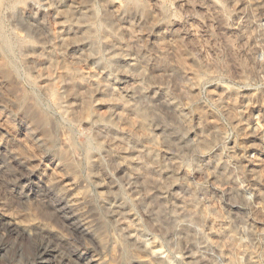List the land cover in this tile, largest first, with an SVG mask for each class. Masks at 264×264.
Returning a JSON list of instances; mask_svg holds the SVG:
<instances>
[{
    "label": "rangeland",
    "instance_id": "1",
    "mask_svg": "<svg viewBox=\"0 0 264 264\" xmlns=\"http://www.w3.org/2000/svg\"><path fill=\"white\" fill-rule=\"evenodd\" d=\"M69 68L105 85L79 92L117 128L88 124L85 95L64 82L47 93ZM132 107L157 115L143 130L157 185L136 173L152 144L128 135L143 132ZM67 185L91 235L56 218ZM0 211L36 219L27 233L0 222V264H79L73 251L106 264H264V0H0Z\"/></svg>",
    "mask_w": 264,
    "mask_h": 264
},
{
    "label": "bare ground",
    "instance_id": "2",
    "mask_svg": "<svg viewBox=\"0 0 264 264\" xmlns=\"http://www.w3.org/2000/svg\"><path fill=\"white\" fill-rule=\"evenodd\" d=\"M76 13H78L79 15H81L82 17H84L85 15H86V12L85 11H83L82 9H78L77 11H76ZM70 14H75V13H71L70 12ZM71 15V16H72ZM67 16H69V14H67ZM74 17V16H73ZM85 18V17H84ZM68 20V19H67ZM71 25V24H70ZM68 26V25H67ZM70 28V27H69ZM107 32V31H106ZM114 32V31H113ZM113 32H107V34L106 35H104L103 37H106L107 39L106 40H109V42H111V44L113 43V44H117L115 41H114V38L116 39V34L115 33H113ZM105 39V38H104ZM65 40V39H64ZM66 41V40H65ZM114 41V42H113ZM123 42V41H122ZM110 44V43H109ZM110 44V45H111ZM112 44V45H113ZM109 45V47H111ZM108 46V45H107ZM126 45H124V47H125ZM122 48H123V46H122ZM127 47H125V49H126ZM115 49H117V47L115 48ZM120 48H118V50H119ZM127 50V49H126ZM125 50V51H126ZM121 52H122V50H121ZM123 52H124V48H123ZM118 59V58H117ZM119 59H120V57H119ZM49 62H50V60H49ZM51 67L50 68H52V62H51V64L50 63H48ZM47 68H49V66L47 67ZM50 71V70H49ZM51 71H52V69H51ZM75 70H73V69H66V71H64V73L62 74V76H61V78H59V81L58 82H55V81H57V80H55V79H57V78H54V76H53V80L51 79V78H49L48 80H47V84L45 85V90H47L48 92V94H50L51 96L52 95H58V93H57V91L59 92V90H57V88H59L57 85L61 82V83H65V87L67 88V90H68V92H70V95H74L75 96V94L77 93L78 94V96L81 94H84V93H80L79 91H80V89H82V88H85L84 89V91H86V89L87 90H91V88H96L97 90H99V91H104L105 90V85L102 83V82H99L98 80H93L91 77L90 78H87V77H83L82 75H80L78 72H74ZM46 72V71H45ZM47 74H48V72H46ZM50 73V72H49ZM47 74H45V75H47ZM42 75H44V73L42 74ZM44 75V76H45ZM49 75V74H48ZM43 76V77H44ZM47 77V76H46ZM86 78H87V80H86ZM55 80V81H54ZM46 81V80H45ZM45 81H43V82H45ZM88 82H91L90 83V86L87 84ZM60 85V84H59ZM95 89V90H96ZM83 90H81V92H84ZM57 93V94H56ZM80 93V94H79ZM89 94L90 93H88V95H87V97L89 98ZM59 95H60V93H59ZM85 95V97H83L82 98V96H81V98H82V100L84 101H82L85 105H86V107H84L85 108V112H84V115H83V117H84V120L88 123V124H93V123H96V125L97 124H100V125H109V126H111V127H116V124H117V127H118V123H116L115 124V121L114 120H112V118H111V116L110 115H100V114H97L94 110H92V107H90V105L88 104V101H89V99L87 100L86 99V94H84ZM79 98V97H78ZM90 102V101H89ZM130 111L133 113V115H134V118H136V119H132V120H127V122H128V124H131V126L132 127H134V128H137V129H141L140 131H138V132H141V131H145V128H147V126H146V123H147V120H148V118H149V116L150 117H154L155 115L153 114V113H155V111H154V109H152V107L151 108H142V107H132V108H130ZM31 112V111H30ZM152 116H151V115ZM156 114V113H155ZM157 116V115H156ZM155 116V117H156ZM152 117V118H153ZM152 120V119H151ZM150 120V121H151ZM153 120H155V119H153ZM130 121H131V123H130ZM132 122H135V123H132ZM127 124V125H128ZM116 127V128H117ZM111 129V128H110ZM116 130H119V128L118 129H116ZM115 130V131H116ZM128 130V129H127ZM136 130V129H135ZM111 131V130H110ZM134 132V129H132L131 127H130V129L128 130V135H132L133 136V142L135 141V142H137L138 140H144V141H146V142H150L151 144V146H146L143 150H139V146L138 147H136V148H138V150H139V154L140 155H142V156H145V161H146V158H148L149 159V161H150V163H149V165H145V166H143L139 171H136V173H137V175H143L144 177H145V179H146V181H147V183H150L151 185L152 184H154V185H157V180L155 179H151V177L152 176H149V172H150V169L151 168H153V166L154 165H156L157 164V159H158V151H157V149L153 146L155 143H156V140L152 137V136H150V135H148V133H144V131L143 132H141V136H138V133L137 134H135L136 132H134V134L136 135H133V132ZM114 132V131H113ZM140 135V134H139ZM132 136H130V137H132ZM126 139V138H125ZM117 140V139H116ZM127 140V139H126ZM128 141V140H127ZM117 142V141H116ZM115 142V144H117ZM132 142V143H133ZM134 142V143H135ZM121 145L123 144V143H120ZM140 145V144H139ZM118 146V145H117ZM144 146V145H143ZM118 147H120L121 148V146H118ZM97 148H99V147H97ZM124 148H125V146H124ZM124 148H123V150L121 151L122 152V157H121V159H122V164L124 165V167L126 168V169H128V170H133L134 169V164H136V163H134L133 162V160H131V159H129L128 157H127V155H126V152L128 151V150H126V152L124 151ZM114 149H116V147L114 146ZM122 149V148H121ZM127 149V148H126ZM142 149V148H141ZM116 151V150H115ZM117 153L119 152V154H120V151H116ZM127 154H128V152H127ZM64 155V154H63ZM14 159H15V161H17L19 164H26V165H28V167H26L27 169H29V170H27V171H30L29 172V174L31 175V176H29V174H28V176L29 177H36L37 176V171L35 170V169H32V165H31V163L30 162H28V160H26V159H23V157L22 156H20V155H18V154H16V155H14ZM140 160V162L142 161V159H139ZM139 160H138V162H139ZM145 161H142V163L143 162H145ZM139 162V163H140ZM18 164V165H19ZM95 164H97V163H95ZM136 165H138V164H136ZM152 165V166H151ZM30 166V167H29ZM25 167V166H24ZM140 167V166H139ZM25 168V169H26ZM154 168L155 169H157L155 166H154ZM135 170V169H134ZM136 170H137V168H136ZM153 171H154V169H153ZM158 171V170H157ZM157 174V173H156ZM28 177V178H29ZM154 177H156V176H154ZM153 178V177H152ZM53 179V178H52ZM47 180V179H46ZM58 181V182H60V180L57 178H55V181ZM43 181V180H42ZM50 181V179L48 180V182ZM54 180L52 181L51 180V182L50 183H48L47 181V184L46 185H48L49 184V186H47V187H49L50 188V190H54V182H55ZM56 181V182H57ZM41 184H42V182H41ZM56 184V183H55ZM145 184H146V182H145ZM149 184V185H150ZM46 185H45V188H46ZM43 186H44V184H43ZM65 186V185H64ZM63 186V187H64ZM67 187L68 188H66V192L64 193L63 191H61L60 192V190H59V194H57L56 193V195H54L55 196V199H56V204L57 203H63V204H61L60 206H58V205H56V206H54L53 207V210L55 211V213H57V214H55L56 215V218H57V215L60 217V219L62 218L65 222V225L66 224H69V228H70V226L74 229V230H76V231H79L81 234L80 235H82V234H84V235H91L92 233H93V224H92V219H91V217H90V215H89V213L87 212V210H86V208H85V206H82V203H81V199H80V197H78L77 195H75L74 193H71V191L70 190H72V185H67ZM60 188H61V186H60ZM150 188H151V186H150ZM48 189V188H47ZM49 190V189H48ZM49 190V191H50ZM68 190L70 191L69 193H67L68 192ZM49 191H47L48 193H49ZM56 192H57V190H56ZM47 193V194H48ZM51 193V192H50ZM51 196V195H50ZM50 198V197H49ZM51 199V198H50ZM55 201H54V199H53V203H54ZM52 203V202H51ZM52 203V204H53ZM64 205V206H63ZM50 206V205H49ZM48 206V207H49ZM118 209H120L121 211H123L122 209H121V207L120 208H118ZM48 210V209H47ZM50 210V209H49ZM117 211V212H119V213H121V211ZM54 211H51L52 213L54 212ZM122 214V213H121ZM189 215H191V214H189ZM59 219V218H58ZM60 221H62V220H60ZM0 222H6L7 223V225H9V226H12V225H21V226H23L24 227V231L27 233L28 232V230H29V227L31 226V224L33 225V224H35L36 223V219H34V218H30L29 217V219L27 220V221H23V220H20L18 217H16V216H12V215H10V214H8V213H6V212H2V211H0ZM136 241L141 245V246H143V248L149 253V256H150V258L148 259L149 261L150 260H154V261H157V262H159V260H161V252H160V250L156 247V246H154V245H151V244H149L148 242H146L142 237H140V236H136ZM228 245H230V244H228ZM228 247H231V246H228ZM232 248H234V247H232ZM237 250V249H236ZM74 254V255H73ZM73 254H70V256H71V258L73 257V256H76V258H75V260H77V262L79 263V264H106L105 262H102V261H99V260H96V259H92V260H90V261H85V259L83 258V257H86V256H80V255H77V253H76V251H73ZM244 255H246V252L244 253ZM89 260V259H88ZM234 261H235V259H233ZM143 263H145V262H147V260H143L142 261ZM236 262V261H235ZM149 263V262H148ZM160 263V262H159ZM146 264V263H145Z\"/></svg>",
    "mask_w": 264,
    "mask_h": 264
}]
</instances>
